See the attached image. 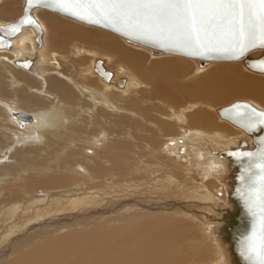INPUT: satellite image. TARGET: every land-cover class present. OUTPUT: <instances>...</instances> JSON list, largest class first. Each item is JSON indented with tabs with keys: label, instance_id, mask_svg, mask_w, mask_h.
I'll use <instances>...</instances> for the list:
<instances>
[{
	"label": "rangeland",
	"instance_id": "rangeland-1",
	"mask_svg": "<svg viewBox=\"0 0 264 264\" xmlns=\"http://www.w3.org/2000/svg\"><path fill=\"white\" fill-rule=\"evenodd\" d=\"M21 7L22 0H0V22L5 23L14 20L21 14ZM34 15L44 28L45 48L43 47V51L47 54L45 58L50 60L53 56L51 52H54L56 54V64L47 66L48 70L43 78H39L10 62L15 53H4L0 51V59L3 58L4 60L2 56L7 55V62H4L11 66L13 74L22 82L19 86L16 85L17 88L12 89L8 80L9 75L0 64V99L1 101L3 99L5 101V98L9 100L10 98L18 97L19 102H21L20 107L28 111H35L36 109L50 110L54 106L57 109L54 112L55 115L52 123L44 127L45 129L40 130L37 137H23L22 132L26 131H22V129L20 131L11 122L10 118V122H8V113L4 106L0 104V264H22L20 258L30 253H37L38 262L36 264H66L70 263L73 259L79 261L86 260L94 254L96 250L94 249L95 246L99 245L82 242L83 235H95L97 232L108 233L109 231L112 233L116 230H122L120 234L124 237L126 243L133 241L138 244V242H142L145 236L148 237V235H140L138 240H136L131 235L132 233H143L153 227L158 228V226H164V229H166V226L172 225L171 221L178 224L177 226L182 225L188 227L187 230H190L189 232H195L199 236V230L202 229L198 226L199 218L205 213L204 207H209L212 204L211 202L217 199H220V201L218 200V205L225 201V191L223 200L218 190H215L218 186L221 187V183L218 182L215 175H209V173L200 177L192 168L189 169L187 161L190 156L185 153L183 156L186 159L180 157L179 145L174 139L177 138L176 136H184V134H181L182 126L183 128L185 127V131L183 132L186 134L189 133L187 131L190 122L189 115L199 107H207V105L201 104L200 99L196 102L197 99L184 96L175 87H173L175 91H171L172 95L175 93L173 102L171 100L169 101V99L168 101L167 99L165 100L164 96H161V98L158 92L153 90L156 87L157 81L151 80L150 78H146V80L139 78L136 73L134 74L126 70L121 65L122 63L116 62L115 57L108 52H101L95 57L96 59L100 57L105 59L106 66L111 71L122 67L121 71L124 69L122 71L123 74L118 73L120 78L126 75L133 77L136 75L138 78L134 77V79L137 81H133L128 76L127 78H130L129 80L133 82L134 86L129 87L131 89L125 86L121 89L123 91L118 94L114 91L118 98L108 99L112 102V108L107 105L105 106L103 102L98 103L97 101L90 100L89 95L88 97L90 99L88 100L87 95L82 93L79 85L96 86L99 87L98 89L100 91V87H102L104 82L91 69H88V72L84 73L85 75L81 73L83 76L77 72L75 73L76 70H71L73 63L60 57L67 55L70 48L73 51H75L74 48H88L81 40H76V38H73L74 36L70 37L68 31L72 29L74 33H78L82 29H90L100 34H97V38H114L115 43L119 46L139 53L146 66L150 64L149 61L152 63L153 61L164 60L165 58L180 63L189 72H197L198 76L217 66H226L243 72L246 75L254 76L257 79H261L260 81L262 83L264 82V75L248 71L240 61L212 62L198 67L194 59L183 56L177 57L178 55L167 53L158 55L151 54L147 48L129 43L110 31L85 25L48 10L35 11ZM54 26H57L56 29L59 32L54 31ZM60 30L64 31L65 35L63 33L61 34ZM70 33H72L71 30ZM93 37L95 38V36ZM25 39L27 40V38ZM45 40L48 41L45 42ZM53 43L57 45L54 46ZM75 54L79 55L80 53ZM82 56L86 59L84 61L82 60L81 64L83 62V66L86 63L88 67L92 66L93 56L87 53H84ZM185 73L176 79L179 84L191 82L190 80L186 81L182 79ZM63 87L68 92V95H65L62 91L55 90L56 88ZM262 89L264 95V83ZM148 90L150 93H148ZM153 92L158 95H153ZM149 98L151 99L149 100ZM158 98L163 99V103H167L166 107H164L165 109L162 108L160 111L162 114L168 116L171 109L175 111L181 110L187 114L186 123L184 121L182 122L183 124L176 125L177 123L174 120L159 117L157 112H152L151 114L149 111L148 113L150 115L146 116L143 113L141 114L131 109V104L133 103H137L139 106L142 105V107L152 106L153 103V106H158V101H155ZM58 99H62L68 103L61 104ZM143 99H148L151 102L148 103L149 101H147L146 103ZM239 99L247 100L257 107L264 109V102L247 95L237 94L226 97V99L219 102H210V99L207 98L203 99V101L210 103L207 107L208 117L212 119L215 128L221 133V136L216 137V139L225 145H228L233 137H242L244 134L240 129L225 120H221L214 109ZM22 101L27 103L23 105ZM194 102L195 105L193 104ZM188 103L193 104L192 110L183 111L181 108ZM86 117H89V119ZM10 124H13V126ZM166 124L172 126V131L167 130ZM174 126L177 127L175 128ZM9 127L11 128L9 129ZM15 130L18 131V134ZM214 131H211L210 134H214ZM170 138H173L177 146H169ZM112 144L114 146H111ZM215 147L217 148V145ZM208 148L206 146L203 147L205 151ZM196 183H200L197 193L191 198H187L184 191L194 184L198 188V184ZM204 187L206 190L211 191L214 198V200L212 199L213 201H202L200 195L203 193ZM57 193H61L62 195ZM64 197L65 200H63ZM17 199L19 202L25 200L29 205L27 206L25 201L19 203ZM66 201L67 203H65ZM69 202L72 203L70 204ZM14 203H17L19 206L16 204V207ZM7 208L11 211L7 212L9 210ZM11 212L12 215H10ZM7 214H9V217ZM206 214L209 216V212ZM158 222L161 223L158 225ZM5 231L6 234L4 233ZM95 231L96 233H93ZM3 233L5 235L8 234V236H5ZM202 234L203 239L207 242L210 239V235L205 232L204 228ZM72 237L76 239L74 240L78 243L76 246L81 250L75 252L74 248H64V243ZM200 242L201 239H197L195 236L182 239L181 245L174 248L173 252L175 253L170 254V257L172 260H177L193 251L200 253L201 249L198 247ZM81 243L84 246H79ZM210 243L213 244L212 241ZM155 247L158 248V245ZM186 249L191 251L187 252ZM141 254L142 252L140 251L135 252V255L139 259L142 257ZM221 254L223 255L224 253L221 251ZM190 257L189 255V262L190 259H194ZM127 258L128 256H126V260ZM199 264H205V261Z\"/></svg>",
	"mask_w": 264,
	"mask_h": 264
},
{
	"label": "bare ground",
	"instance_id": "bare-ground-1",
	"mask_svg": "<svg viewBox=\"0 0 264 264\" xmlns=\"http://www.w3.org/2000/svg\"><path fill=\"white\" fill-rule=\"evenodd\" d=\"M22 5H23V0H22ZM1 9V8H0ZM38 10H45L42 8H38L35 11ZM34 11V12H35ZM33 12V13H34ZM21 13H22V7H21ZM21 15V14H20ZM19 15V16H20ZM35 16V15H34ZM18 17V16H17ZM16 17V18H17ZM15 18V19H16ZM36 18V17H35ZM14 19V20H15ZM37 19V18H36ZM38 20V19H37ZM13 21V20H12ZM39 21V20H38ZM10 22V21H9ZM40 22V21H39ZM1 23V22H0ZM8 23V22H5ZM4 24V23H2ZM41 24V22H40ZM42 26V24H41ZM51 26V25H50ZM57 26H54V31L59 32L58 29H56ZM43 28V26H42ZM50 29V28H49ZM70 30L72 33H70ZM68 31V35H70V37L76 38V40L78 39V41L81 40V42L85 45L88 46V48L86 49H75V51H73V49H69V52L67 55L64 56H60L62 59L65 60H69L71 63H73V65L75 64V66L73 67L72 65V69L71 70H76L75 73H79V74H84L87 73L88 69H91L92 72L93 71V65H94V61L96 60L97 55H99V53L101 52H108L111 55H113L115 57V61L116 62H120L122 63L121 65L126 69L131 71L132 73H136V75L139 78H143L144 80H146V78H150L151 80L157 81L156 87L153 89L154 91H157L159 96H164L165 100L169 99V101L171 100L173 102V97L174 94H171V91H175V89H178L180 91V93H183L184 96H190L194 99H197L196 102H198V100L201 102V104H205L210 105V103L203 101V99L207 98L210 99V102H219L221 100L226 99V97L229 96H233V95H247V96H251L253 98H258L260 101L264 102V95H263V83L262 81H260L261 79H257L254 76H250V75H246L243 72L240 71H236L235 69H231L228 68L226 66H217L214 67L212 69H210L208 72L201 74L198 76V73H193L189 72L188 70H186V68H184V66L182 67L180 65V63H177L174 60L171 59H165L164 60H156L153 61L152 63L149 61V65L146 66V64L143 63L142 57L139 53L134 52L130 49H126L123 48L122 46H119L118 44L115 43L114 38H109L107 37L106 39H101V38H97V34L98 32L90 30V29H82L80 30L78 33H74L72 29H70ZM44 31V28H43ZM60 33L63 35L64 31L60 30ZM31 34V36H30ZM33 30L29 27H24L22 29V31L15 37L12 39V47L9 50H0L3 51L4 53H15L14 57L11 58L10 62L12 64H14V59L16 58H20L23 55H26L30 58H35V62H34V69L33 71L30 70H26L29 71L28 73L33 74L35 77H39V78H43L44 74L46 73V71L48 70L47 66H52L55 65V56L56 54H54V52H51V55H53L50 60L46 59V55L43 51V47H44V36L45 34H43V43L42 46L38 49V51L35 53L34 52V42L32 41L33 38ZM100 35V34H98ZM95 36V38L93 37ZM103 36V35H102ZM27 38V40L25 39ZM66 38V37H65ZM72 38V39H73ZM64 39V38H63ZM70 39V38H68ZM52 40V39H51ZM50 40V41H51ZM74 40V39H73ZM48 41V40H47ZM45 40V42H47ZM53 41V40H52ZM66 41V40H65ZM50 43V42H49ZM68 43V42H67ZM131 43V42H129ZM48 44V43H47ZM54 46L57 45L56 43H53ZM62 44V43H61ZM133 44V43H132ZM50 45V44H49ZM63 45V44H62ZM75 45V44H74ZM136 45V44H134ZM140 47V46H139ZM143 48V46H141ZM45 48V47H44ZM146 48V47H144ZM148 51L151 50L149 48H147ZM5 51H11V52H5ZM2 52V53H3ZM75 53H80L82 55H84V53L89 54L90 56H93L92 59H94L92 61V66L88 67L87 63L86 65H82L81 61L85 60L86 58L82 55H77ZM162 52H158L157 54L154 55H158L161 54ZM35 54V56H34ZM50 54V53H49ZM153 54V53H151ZM77 55V56H76ZM4 57L0 59V64L2 65V68L4 70L7 71L8 73V80L10 82V87H12V89L17 88V86H19V84H21L22 82L13 74V72L11 71V66L8 64L7 65V61L6 59H8L7 55L2 56ZM179 57V56H177ZM117 58V59H116ZM183 58V57H182ZM187 58V57H186ZM102 60V65L105 69L109 70L106 66V61L105 59H102L101 57L98 58ZM50 62H49V61ZM6 61V62H4ZM58 61V60H57ZM212 62H225V61H212ZM212 62H204L203 66H205L208 63H212ZM241 62V61H240ZM62 63V62H61ZM68 64V62H66ZM197 66L198 67H202V65H199V61H196ZM242 63V62H241ZM243 64V63H242ZM71 65V64H70ZM77 65V66H76ZM185 65V64H184ZM42 66H46V67H42ZM244 66V65H243ZM19 67V66H17ZM60 67V66H59ZM58 67V68H59ZM121 67V66H120ZM245 67V66H244ZM7 68V69H6ZM21 68V67H20ZM57 68V69H58ZM70 68V67H69ZM122 68V67H121ZM121 68L118 67V69L116 68L115 71H111L109 70L112 75L110 77V80L106 83V84H102V87H100V91H99V87H93V86H85V85H79L80 86H84L86 88H88L90 90V95L93 98H96L98 103H105V106H110V108L113 107L112 102H110V100L108 99H112V98H118L117 94L123 90H121L122 88H124L126 86V88L134 86L133 82H130V78L133 81H137L134 79L138 78L136 77V75L130 76L128 75L130 78H127L128 76H123L124 77V83L122 86L117 85L116 83L119 80V75L118 73H122ZM246 68V67H245ZM23 69V68H22ZM56 69V68H55ZM199 69V68H198ZM247 69V68H246ZM25 70V69H23ZM59 70V69H58ZM248 71H250L249 69H247ZM198 71V70H197ZM127 73V71H125ZM186 72L182 79L190 80L191 82L184 84L185 80H183L181 84H179L177 82L176 79H178V77L180 78L181 75ZM200 72V71H199ZM253 72V71H250ZM256 73V72H253ZM81 74V75H82ZM92 74V73H91ZM123 74V73H122ZM130 74V73H129ZM258 74V73H256ZM29 75V74H28ZM62 75V74H61ZM85 75V74H84ZM264 75V74H263ZM83 76V75H82ZM94 76V75H93ZM91 77V76H90ZM99 77V75H98ZM86 78V77H85ZM100 78V77H99ZM122 78V77H121ZM38 79V78H37ZM82 79V78H81ZM101 79V78H100ZM102 80V79H101ZM141 81V80H140ZM143 83H145L142 80ZM74 83V81H73ZM76 83V82H75ZM90 83V82H89ZM93 83V82H92ZM137 83V82H136ZM135 83V85H137ZM142 83V84H143ZM147 84V83H146ZM155 84V83H154ZM76 85V84H75ZM88 85V84H87ZM148 85V84H147ZM146 85V87H147ZM32 87V86H31ZM41 87V86H40ZM75 87V86H74ZM173 87H175V89H173ZM22 88V87H21ZM135 88V87H134ZM133 88V89H134ZM142 88V87H141ZM119 89V90H118ZM131 89V88H129ZM136 89V88H135ZM24 90V89H23ZM31 90V89H30ZM38 90V89H37ZM36 90V91H37ZM54 90V89H53ZM55 90H59L62 91V93H64L65 95H68V92L66 91V89L63 88H56ZM78 90V89H77ZM151 90V88H150ZM170 90V91H169ZM75 91V89H74ZM80 91V90H78ZM114 91L117 93H114ZM135 91V90H134ZM133 91V92H134ZM137 91V89H136ZM135 91V92H136ZM173 91V92H174ZM38 92V91H37ZM138 92V91H137ZM25 93V92H24ZM31 93V92H30ZM39 93V92H38ZM50 93V92H48ZM80 93V92H78ZM82 93H84L82 91ZM132 93V92H131ZM140 93V92H139ZM143 93V92H142ZM141 93V94H142ZM148 93L149 90H148ZM152 93V91H151ZM177 93V92H176ZM26 94V93H25ZM40 94V93H39ZM86 93H84L85 95ZM121 94V93H120ZM136 94V93H135ZM138 94V95H141ZM144 94V93H143ZM157 93L153 92V95H158ZM82 95V94H81ZM87 95V94H86ZM182 95V94H181ZM120 96V95H119ZM143 96V95H142ZM88 97V95H87ZM108 97V98H107ZM177 97V96H176ZM182 97V96H181ZM25 98V97H24ZM72 98V97H71ZM92 98V99H93ZM130 98V97H129ZM141 98V96H140ZM139 98V99H140ZM148 98V97H147ZM162 98V97H161ZM158 98L155 101H158V106H147V107H142L137 105V103H133L131 104V109H133L134 111H138L139 113H143L144 115L148 116L150 115L148 112L150 111L151 114L152 112H157L159 115V117H166L169 118L168 120H174L175 123H177L176 125H180V123L184 122L186 120V112H182L180 111H175L173 109H171V111L169 112L168 116H165L164 114H162L160 111L163 109H165L164 107H166L167 103H163V99ZM30 99V98H29ZM48 99V98H47ZM90 98L88 97V100ZM90 99V100H92ZM126 99V98H125ZM151 98H149L150 100ZM184 99V98H183ZM181 99V100H183ZM59 103L64 104V103H68L67 101H64L62 99H58ZM145 100V99H143ZM148 99L145 100V102L147 103V101H149ZM29 101V100H28ZM131 101V100H130ZM134 101V100H133ZM137 101V100H136ZM141 101V100H140ZM154 101V100H153ZM176 101V100H175ZM174 101V103H176ZM23 105L26 104L27 102L22 101ZM58 102V101H57ZM95 102V101H94ZM139 102V101H138ZM151 101H149L148 103H150ZM165 102V101H164ZM178 102V101H177ZM114 103V102H113ZM157 103V102H155ZM161 103V105H160ZM180 103V102H179ZM0 104L2 106H4L5 110L8 113V122L9 118L11 120V122L14 123V125L17 127L16 125V121H14L9 113V109L11 108H15L18 110H22L28 113H34L35 115H38V117L41 118V122L38 123H33L32 125H28L26 126L23 130H25L26 132H22V136L23 137H37L38 134L40 133V130L45 129L44 127L48 126L49 124L52 123L54 115H55V110L57 109L56 106H54L53 108H51L50 110L47 109H41V110H35V111H28V110H24L23 108H21V102H19L18 97H13L10 98L9 100L5 98L1 101L0 99ZM122 104V103H121ZM143 104V103H141ZM168 104H170V102H168ZM178 104V103H177ZM184 104V103H183ZM195 105V102L193 103ZM193 104L188 103L187 105H184L181 109L184 110H192ZM199 104V103H198ZM77 105V104H76ZM200 105V104H199ZM28 106V105H27ZM26 106V107H27ZM182 106V105H181ZM168 107V106H167ZM207 107L206 106H201L198 109H196L194 112H192L189 115V128L187 129V131H189V133H185L183 131H185V127L183 128V126H179L182 129V135L184 134V136H176L174 139L178 145H179V150L180 153V157L181 158H185V156H183V154H188L189 160L187 161V165L189 166V169H193L194 171L197 172V174H199L200 177H203L207 174L209 175H215L217 178V180L219 178L222 179L221 177V171L220 173L218 172L221 168H219L218 164H223L222 161H219V159L214 158V156L211 154L212 150H217L219 148H225L228 147L230 145H234L235 144V139L241 138V137H233L230 140V143L228 145H225L223 142H218V139H216V137H220L221 133L215 128L214 123L212 122V119L208 117V111H207ZM211 107V106H209ZM82 108V107H81ZM172 108V107H171ZM180 108V107H179ZM158 109V111H157ZM112 110V109H111ZM194 110V109H193ZM215 110V109H214ZM3 113V112H2ZM68 113V112H67ZM74 113V112H73ZM72 114V113H71ZM125 114V113H124ZM155 114V113H154ZM94 115V114H93ZM3 116V115H2ZM64 116V115H63ZM153 116V115H152ZM85 117V116H84ZM219 117V116H218ZM73 118V117H72ZM80 118V117H79ZM89 119V117H86ZM220 118V117H219ZM5 119V118H4ZM75 119V118H74ZM157 119V118H156ZM162 119V118H160ZM191 119V120H190ZM69 120V119H68ZM167 120V119H166ZM222 120V119H221ZM63 121V120H62ZM66 121V120H65ZM160 121V120H158ZM5 122V121H4ZM7 122V123H8ZM68 122V121H67ZM86 122V121H85ZM227 122V121H226ZM65 123V122H64ZM82 123V122H81ZM154 123V122H152ZM157 123V122H156ZM179 123V124H178ZM186 123V121H185ZM184 123V124H185ZM9 124V123H8ZM37 124V125H36ZM74 124V123H73ZM183 124V123H182ZM13 126V124H10ZM164 125V124H163ZM175 125V124H174ZM191 125V127H190ZM166 128L167 130H171L172 126L169 124H166ZM2 127V126H1ZM175 127V126H174ZM177 127V126H176ZM175 127V128H176ZM178 127V129H179ZM194 127V128H193ZM196 127V128H195ZM8 128V127H7ZM11 127H9L10 129ZM18 128V127H17ZM16 128V129H17ZM79 128V126H78ZM107 128V127H106ZM19 129V128H18ZM74 129V128H73ZM105 129V128H104ZM8 130V129H7ZM14 130V129H12ZM11 130V131H12ZM52 130V129H51ZM77 130V128H76ZM80 130V129H79ZM106 130V129H105ZM215 130V131H214ZM241 130V129H240ZM5 131V130H4ZM16 133L18 134V131L15 130ZM15 131H13V133H15ZM21 131V129H20ZM28 131V132H27ZM45 131V130H44ZM47 131V130H46ZM59 131V130H58ZM172 131V130H171ZM179 131V130H178ZM211 131H214V134H210ZM242 131V130H241ZM9 132V131H8ZM154 132V130H153ZM243 132V131H242ZM3 133V132H2ZM10 133V132H9ZM21 133V132H19ZM43 133V132H42ZM109 133V132H108ZM216 133V134H215ZM244 136L242 137H246L245 133L243 132ZM7 135V133H6ZM48 135V134H47ZM83 135V134H82ZM42 136V135H41ZM91 136V135H89ZM86 137V136H85ZM154 137V136H153ZM166 137V136H164ZM168 137V136H167ZM173 137V136H172ZM181 137V138H179ZM198 137V138H196ZM207 137H214V138H207ZM88 138V137H87ZM26 140V138H25ZM89 140V139H88ZM157 140V139H156ZM173 140V138L169 139V146L174 147V145L177 146V143H175ZM249 141V139H248ZM26 142V141H25ZM29 142V141H28ZM168 142V141H167ZM166 142V143H167ZM82 143V142H81ZM100 143V142H99ZM117 143V142H116ZM165 143V144H166ZM83 144V143H82ZM101 144V143H100ZM125 144V143H124ZM159 144V143H158ZM212 144V147H211ZM119 146V144H117ZM115 145V146H117ZM133 145V144H132ZM135 145V143H134ZM217 145V148L215 147ZM111 146H114L113 144ZM123 146V145H122ZM209 147L206 151L203 149V147ZM171 149V147H170ZM178 150V149H177ZM208 151V153H207ZM116 153V152H115ZM118 154V152H117ZM212 156H211V155ZM123 155V154H122ZM84 157V156H83ZM121 157V156H120ZM117 158V157H116ZM178 158V157H177ZM120 159V158H119ZM183 160V159H182ZM176 163V162H175ZM134 164V163H133ZM177 164V163H176ZM217 166H216V165ZM97 169V168H96ZM113 169V168H112ZM37 170V169H36ZM222 170V169H221ZM99 171V170H98ZM106 171V170H105ZM201 171V172H200ZM50 172V171H49ZM93 172V171H92ZM102 173V171H101ZM106 176V175H105ZM108 178V177H107ZM207 178V177H206ZM92 179V178H91ZM94 179V178H93ZM97 179V178H96ZM167 180V179H166ZM169 180V179H168ZM2 181V180H1ZM11 182V181H10ZM85 182V181H84ZM102 182V181H101ZM201 182V181H200ZM218 182H220L218 180ZM87 183V182H86ZM109 183V182H108ZM111 183V182H110ZM153 183V182H152ZM221 183V187L218 186L217 189L219 195L221 194L222 199L224 200V191L226 190L224 187V184L222 182ZM198 184V188L195 186V184L192 187L187 188L184 192L186 193L187 198H191L194 194L197 193L198 189H199V185L200 183H196ZM85 185V184H84ZM88 185V184H87ZM92 185V184H90ZM35 186V185H34ZM78 186V185H76ZM94 186V185H93ZM183 186V185H182ZM202 186V185H201ZM108 187V186H107ZM92 188V187H91ZM110 188V186H109ZM205 188V187H204ZM103 189V188H102ZM111 189V188H110ZM114 189V187H113ZM122 189V188H121ZM191 189V190H190ZM73 190V189H72ZM77 190V189H75ZM81 190V189H80ZM97 190V188H96ZM105 190V189H104ZM193 190V192H192ZM63 191V190H62ZM110 191V190H109ZM78 192V191H76ZM75 192V193H76ZM80 192V191H79ZM97 192V191H96ZM95 192V193H96ZM102 192V191H101ZM114 192V191H113ZM195 192V193H194ZM226 192V191H225ZM53 193V192H52ZM72 193V192H71ZM94 193V194H95ZM110 193V192H108ZM116 193V192H115ZM119 193V192H118ZM57 194H61V193H57ZM90 194V193H89ZM111 194V193H110ZM54 195V194H53ZM62 195V194H61ZM71 195V194H69ZM81 195V194H80ZM86 195V194H85ZM88 195V193H87ZM91 195V194H90ZM183 195V194H181ZM218 195V196H219ZM55 196V195H54ZM58 196V195H57ZM75 196V195H74ZM92 196V195H91ZM98 196V195H97ZM202 201H207V200H214L211 191L206 190V188L203 190V193L200 195ZM27 197V196H26ZM53 197V196H52ZM66 197V196H65ZM65 197L63 200H65ZM93 197V196H92ZM101 197V196H99ZM29 199V197H27ZM47 198V197H46ZM58 198V197H57ZM61 198V197H60ZM73 198V197H71ZM34 199V196H33ZM51 199V198H50ZM75 199V198H74ZM73 199V200H74ZM92 199V198H91ZM18 200V199H17ZM32 200V197H31ZM30 200V201H31ZM45 200V199H44ZM70 200V197H69ZM86 200V199H85ZM103 200V199H102ZM101 200V201H102ZM199 200V199H198ZM212 200V201H213ZM220 201V199L214 200L213 202H211L212 204L209 205V207L205 206L204 207V212L200 218H199V228H202L199 230V236H197L194 233L189 232L190 230H187L188 227L186 226H177L178 224H175L171 221L172 225L166 226V229H164V226H158V228L153 227L152 229H148L146 232H134L131 235L134 236V239L138 240L140 235H148L145 236V238L143 239L142 242H138V244H136V242L133 241H129V242H125V239L123 236H121L120 233H122V230H116L113 231L112 233L109 231L108 233H104V232H93L96 233L95 235H83L81 241L84 243H92L93 245H99V246H95L94 249L95 252L94 254L89 257V259L86 260H77V259H73L70 263H66V264H199L202 261H205V264H228V257H227V252H226V248L223 247V245L220 246V248L217 246L216 244L213 243L211 244L210 241L212 240H208L206 242V240H204L203 238V228L205 230L206 233L209 232V227L213 228V224L215 223L213 221L216 220V214L219 215L220 211L222 210V207H224L226 205V198L225 201H223L222 203H220L218 205V202ZM25 201V200H24ZM24 201H20V202H24ZM34 201V200H33ZM46 201V200H45ZM72 201V200H71ZM19 202V200H18ZM19 202V203H20ZM73 202V201H72ZM71 202V203H72ZM195 202V201H194ZM35 203V202H33ZM67 203V201L65 202ZM70 203V202H69ZM70 203V204H71ZM15 204V203H14ZM17 204V203H16ZM15 204V205H16ZM24 204V203H23ZM25 204L28 206L29 204L26 203ZM24 204V205H25ZM30 204H32L30 202ZM18 205V204H17ZM16 205V207H17ZM62 205V204H61ZM64 205V204H63ZM67 205V204H65ZM19 206V205H18ZM52 206V205H51ZM58 206V205H57ZM134 206V205H133ZM24 207V206H23ZM21 207V208H23ZM53 207V206H52ZM71 207V206H70ZM10 208V207H9ZM7 208V209H9ZM26 208V207H25ZM29 208V207H28ZM63 208V207H62ZM208 208V209H207ZM5 209V208H4ZM11 209V208H10ZM7 210V212L11 211V210ZM19 209V208H18ZM24 209V208H23ZM22 209V210H23ZM73 209V207H72ZM17 210V209H16ZM27 210V209H26ZM36 210V209H35ZM78 210V209H77ZM128 210V209H127ZM208 210L209 212V216L206 214L208 212H206ZM2 211L4 212L3 208ZM67 211V210H65ZM79 211V210H78ZM6 212V210H5ZM41 212V211H40ZM108 212V211H107ZM16 213V212H15ZM59 213H61L59 211ZM72 213V212H71ZM75 213V212H74ZM5 214V213H4ZM14 214V213H13ZM78 214V213H77ZM9 217V214H7ZM10 215H12V212L10 213ZM43 215V214H42ZM57 215V213H56ZM5 216V215H3ZM47 216V215H46ZM107 216V215H106ZM41 217V216H40ZM45 217V216H44ZM48 217H50L48 215ZM73 217V215H72ZM164 217V216H163ZM7 218V217H6ZM12 218V217H11ZM17 218V217H16ZM43 218V217H42ZM10 219V218H8ZM13 220V219H12ZM17 220V219H16ZM19 220V219H18ZM11 221V220H10ZM12 222V221H11ZM37 223V222H36ZM161 222H158V225ZM212 224V225H211ZM14 225V224H13ZM37 225V224H36ZM203 225V227H202ZM16 226V225H15ZM21 226V225H20ZM9 227V226H8ZM12 227V225H11ZM14 228V227H13ZM139 229V228H138ZM99 231H101L99 229ZM107 231V230H106ZM152 231V232H149ZM208 231V232H207ZM1 232V231H0ZM186 232V235H185ZM198 232V231H197ZM6 234V231L4 232ZM3 233V234H4ZM8 233V232H7ZM88 233V232H87ZM191 233V234H190ZM2 234V235H3ZM4 234V235H5ZM5 236H8L5 235ZM197 237V239H201V242L199 243V248L201 249V252L199 253H195L194 251L192 253L189 254H185L183 255V258H179L177 260H172V258L170 257V254H173L175 252L174 248L178 247L179 245H181L182 243V239H185L187 237ZM4 237V236H3ZM1 238V236H0ZM8 240V239H7ZM74 240H76L74 237L67 239L66 243H64L65 247L64 248H74L75 252H77L78 250H81L78 248V246H76L78 243L77 242H73ZM107 240V242H106ZM209 243V245H208ZM83 244L81 243L82 246ZM156 245H158V248L155 247ZM201 245V246H200ZM84 246V245H83ZM211 247V249H210ZM10 248V247H9ZM8 249V248H7ZM86 249V248H85ZM85 251V250H83ZM140 251L142 252L141 254V258L139 259V257L137 255H135V252ZM186 251H191L186 249ZM185 251V252H186ZM221 251L225 254H221ZM186 252V253H187ZM132 254V256H131ZM187 255V256H186ZM189 255L191 256L190 258H194L193 260L190 259L189 262ZM126 256H128L127 260H126ZM158 257V259H157ZM186 259V260H185ZM22 260V264H36V262H38V255L37 253H30V254H26L25 256H22L20 258V261ZM38 264V263H37Z\"/></svg>",
	"mask_w": 264,
	"mask_h": 264
},
{
	"label": "snow or ice",
	"instance_id": "snow-or-ice-1",
	"mask_svg": "<svg viewBox=\"0 0 264 264\" xmlns=\"http://www.w3.org/2000/svg\"><path fill=\"white\" fill-rule=\"evenodd\" d=\"M39 6L192 56L238 58L264 48V0H27L26 11ZM21 23L31 25L30 15ZM231 111L248 132L264 126V111L246 104H235ZM259 145L255 151L229 153L247 161L238 189L251 220L240 240L246 264H264V137Z\"/></svg>",
	"mask_w": 264,
	"mask_h": 264
},
{
	"label": "water",
	"instance_id": "water-1",
	"mask_svg": "<svg viewBox=\"0 0 264 264\" xmlns=\"http://www.w3.org/2000/svg\"><path fill=\"white\" fill-rule=\"evenodd\" d=\"M38 8H42L74 21H78L85 25L94 26L98 28L105 29L110 31L120 37H122L125 41L131 42L133 44L143 46L149 48L151 53L157 54L158 52L173 54L183 57H188L199 61V65H203L204 62H212V61H241L243 65L249 69L250 71L256 72L258 74H264V65L260 64V60L264 59V48H255L247 52L245 55L240 56L238 58H231L228 56H192L188 55L183 51H172L165 48L157 47L152 43H147L142 40H137L131 35H123L117 31H115L111 27H105L102 24H94L89 23L86 20L78 19L68 13L57 11L53 8L39 6L33 7L31 9H27V0H23L22 5V13L18 16L15 20L10 21L8 23H0V50H9L12 47V39L15 38L24 27H29L33 30V38L32 41L34 42V52L36 53L38 49L42 46L43 43V28L40 22L35 18L34 11ZM25 15H30L32 19V24H25L21 23ZM13 26H15V30H13ZM35 56V54H34ZM14 65L19 66L25 70L33 71L35 58H30L26 55L22 57H18L14 59ZM93 71L99 75V77L104 82H108L112 73L105 69L102 65L101 59H96L93 65ZM124 83V77L119 78L118 82L116 83L119 86H122ZM81 91L90 95V90L84 86H80ZM92 100L96 101V98ZM235 104H246L249 105L251 108L256 109L257 111H264L263 108L257 107L256 105L252 104L251 102L243 99L234 100L226 105L218 107L215 109L217 115L220 119L227 121L234 127L241 129L246 137H241L235 139V144L230 145L225 148H219L217 150H212L211 154L214 158L219 159L222 161L223 164H218L219 173L221 171V178L218 180L224 184L225 187V198H226V205L222 207L219 215L216 214V220L212 223L214 226L209 227V232L207 234L210 235L212 242L216 244L220 248L223 245L226 248L227 257H228V264H246V261L240 254V240L241 238L246 235L251 228V220L248 216L243 202L240 198V193L238 189L241 187L240 176L242 174V168L247 162L246 159H236V157L229 155L230 152L235 151H255L260 145L259 141L262 137H264V126H258L254 131L248 132L246 131L241 125L232 118V106ZM9 113L14 121H16V125L19 129H24L28 125H32L33 123H40L41 118L34 113H28L22 110H18L15 108L9 109ZM37 125V124H36ZM249 139V141H248ZM181 151V150H180ZM211 224V225H212ZM225 254V253H224Z\"/></svg>",
	"mask_w": 264,
	"mask_h": 264
}]
</instances>
